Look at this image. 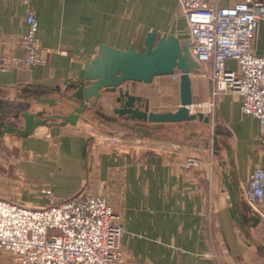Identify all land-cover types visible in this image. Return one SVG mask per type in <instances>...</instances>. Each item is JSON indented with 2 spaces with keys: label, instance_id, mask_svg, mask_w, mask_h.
<instances>
[{
  "label": "crops",
  "instance_id": "0c3cea01",
  "mask_svg": "<svg viewBox=\"0 0 264 264\" xmlns=\"http://www.w3.org/2000/svg\"><path fill=\"white\" fill-rule=\"evenodd\" d=\"M30 4L36 11L45 63L0 71V125L24 127L23 119L21 126L11 120L24 110L45 116L33 130L35 139L23 147L31 156L23 170L51 182L56 199L81 190L106 197L121 217L122 264L136 260L264 264V257L248 248L230 216L222 167L184 139L183 128L189 122L128 119L113 111L119 105L114 92H102L96 103L90 99L76 124L47 117L80 106L75 94L86 80L85 63L100 55L102 45L143 51L151 30L158 37L171 34L180 42L188 40L178 0H30ZM26 7L23 0H0V52L22 53ZM254 51L262 54L264 48ZM195 62L198 67L190 74L192 102L211 98L213 88L211 61ZM226 66L235 68V61L227 60ZM123 86L142 97L141 105L147 101L152 111H175L180 104L179 78L171 75ZM216 104L222 117V110L237 117L236 123L223 118L232 137L221 161L239 195V215L248 219L241 186L255 167L264 165L259 123L241 113L240 98L232 91L219 93ZM1 126L0 134L6 132ZM105 136L122 140L110 146ZM194 157L198 163L188 165ZM0 264H14L1 249Z\"/></svg>",
  "mask_w": 264,
  "mask_h": 264
},
{
  "label": "built area",
  "instance_id": "2783aa9c",
  "mask_svg": "<svg viewBox=\"0 0 264 264\" xmlns=\"http://www.w3.org/2000/svg\"><path fill=\"white\" fill-rule=\"evenodd\" d=\"M23 1L27 9L26 30L20 39L22 53L1 51L0 71L45 63L36 11L30 0ZM178 2L186 21L190 55L198 62L211 61L212 98L223 91L236 93L241 113L258 120V137L264 145V53L257 54L252 47L256 26L264 22V0ZM229 59L235 61V68L226 66ZM171 78H179V72ZM212 104L199 101L189 109L207 113ZM102 138L110 146L122 140L118 136ZM197 163V158L187 161L188 165ZM41 192L47 199L41 206L0 198V249L14 264H122L121 218L106 197L81 190L57 200L50 187ZM241 192L245 204L264 221V165L248 174ZM131 264L150 263L136 260Z\"/></svg>",
  "mask_w": 264,
  "mask_h": 264
},
{
  "label": "water",
  "instance_id": "95a60500",
  "mask_svg": "<svg viewBox=\"0 0 264 264\" xmlns=\"http://www.w3.org/2000/svg\"><path fill=\"white\" fill-rule=\"evenodd\" d=\"M197 67V62L189 53L188 40L180 42L178 38L171 34L158 37L156 30L148 32L143 51L135 50L132 46H129L126 50H120L102 45L100 55L88 59L85 63L84 75L86 80L79 84L77 87L78 94H75L81 101L80 106L73 108L72 111L66 114L54 113L47 115V117L56 119L63 124H76L90 99L93 98L92 103H96L102 92H114L117 94L115 100L119 105L113 111L121 116L126 115L128 119L149 123L193 122L198 119L206 123L209 120L208 115L202 112L189 111V105L192 104L190 74ZM176 70L179 72L180 104L175 111H152L149 109L147 101L141 105L142 97L130 93L123 86L127 81L151 82L155 76L171 75ZM41 101L54 102L49 98H42ZM20 116L24 120V127L0 126L6 132L15 131L31 134L45 117L27 110L22 111ZM217 162L222 167L221 175L227 193L230 216L237 222L240 230L244 231L239 215L238 198L230 179L227 164L225 161ZM243 203L246 212L250 215L251 225L258 224L260 222L259 216L244 201Z\"/></svg>",
  "mask_w": 264,
  "mask_h": 264
},
{
  "label": "rangeland",
  "instance_id": "374dc122",
  "mask_svg": "<svg viewBox=\"0 0 264 264\" xmlns=\"http://www.w3.org/2000/svg\"><path fill=\"white\" fill-rule=\"evenodd\" d=\"M252 47L254 50L257 47L259 49L264 48V22H259L256 26L255 34L252 39ZM231 66H233V64H231ZM216 99L217 95L214 98H212L211 95V98L201 100L206 103H213L208 106L207 113L203 112L205 115H208L209 120L205 123L202 120L196 119L193 122L185 124L183 129L186 131H184L183 137L189 143L194 142V146L201 150L198 152L202 153L203 151L205 157L208 156L213 162L217 163V161H221L223 156H225V152L229 149V140L232 137L229 128L225 126L224 120L229 121L230 123L232 121L236 123L237 117L236 115L229 116L225 110H222L224 115L222 117L216 104ZM192 103L195 104L196 101ZM196 112L198 111L196 110ZM22 119L23 118L20 114L17 113L11 120L15 124H18V126H21L20 124L23 122ZM32 136V133L13 134L1 132L0 198L14 200L28 206H41L47 203L46 196L41 192V189L46 187L51 188V182L45 180L43 182L41 178L29 175L22 168L24 162L31 158L30 154H28L23 147L35 139V137ZM53 141L57 144L56 142L58 139L53 138ZM235 194L238 198L239 195L237 196L236 192ZM53 198L56 199L55 197ZM248 214L249 213L246 212L247 218ZM241 220V225L244 228V231L241 230L242 237L245 238L244 240L248 248L251 247L252 250L264 257V221L260 220L258 224L252 226L251 219H244V217L242 219L241 217ZM233 221L237 225V222L235 220Z\"/></svg>",
  "mask_w": 264,
  "mask_h": 264
},
{
  "label": "bare ground",
  "instance_id": "6f19581e",
  "mask_svg": "<svg viewBox=\"0 0 264 264\" xmlns=\"http://www.w3.org/2000/svg\"><path fill=\"white\" fill-rule=\"evenodd\" d=\"M189 111H190V109H189ZM191 112V111H190ZM195 113V112H194Z\"/></svg>",
  "mask_w": 264,
  "mask_h": 264
}]
</instances>
